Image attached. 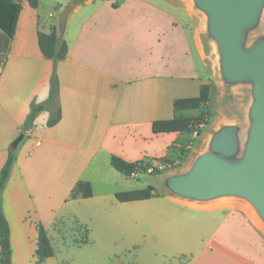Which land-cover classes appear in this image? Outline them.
<instances>
[{"label":"crops","instance_id":"obj_1","mask_svg":"<svg viewBox=\"0 0 264 264\" xmlns=\"http://www.w3.org/2000/svg\"><path fill=\"white\" fill-rule=\"evenodd\" d=\"M11 3L18 6L11 30H0V169L23 137L1 194L9 262L36 264L37 223L53 247L65 225L88 232L87 224L116 229L142 219L159 240L144 246V264H264V219L241 196L200 201L164 193L119 202L120 191L96 193L87 178L98 164L102 181L119 180L106 169L111 156L129 163L164 158L183 134L155 133L153 123L172 119L175 108L196 111L206 87L210 101L215 75L203 36L212 37L195 1L39 0L36 9L26 0ZM52 31L67 46L61 61L46 59L38 46L37 33ZM53 72L58 88L49 99ZM34 105L43 109L25 130ZM117 174L126 182L137 176ZM79 182L90 184V197L72 196ZM47 262L58 264L55 251Z\"/></svg>","mask_w":264,"mask_h":264},{"label":"rangeland","instance_id":"obj_2","mask_svg":"<svg viewBox=\"0 0 264 264\" xmlns=\"http://www.w3.org/2000/svg\"><path fill=\"white\" fill-rule=\"evenodd\" d=\"M78 1L80 0H72V3ZM203 39L215 75L208 109L203 108V111L211 113L207 117L208 125L204 127L199 136L183 134L180 137L181 142H177V145L172 146L169 151L167 149L168 154L163 160L150 163L147 173H136L137 176L128 182L124 181L109 165H106V169L118 175L119 180L113 181L107 176L104 179L106 181H102V173L105 170L103 166L91 165L87 170V178L92 179L96 193L100 191L123 192L128 186L137 189L151 186L155 189V193L161 196L164 193H172L168 180L187 174L198 158L209 152L213 136L223 125L227 124H235L238 130L240 142L235 159H240L245 148V131L251 125L249 112L255 100L254 83L251 80L228 82L222 74L220 46L213 38L209 39L206 34ZM258 46L264 47V0L261 1L254 20L241 30L240 48L244 52H251ZM199 111H184L179 114L195 116ZM96 168L101 171L98 175L94 172ZM144 224L145 222L141 219L137 225L125 222L116 229L102 230L98 227H89L87 224L88 232L78 224H69L68 227L65 225L66 229L61 230L63 232L60 234L61 238L57 234L52 236L55 259L58 264H135L137 261V264H144L143 256L149 255V253L144 254V246L149 241H159L157 237L149 235V228ZM86 236L87 241H91L92 244L88 246L87 244L82 246L75 244V241L78 243L86 241ZM90 251H93L92 256H90ZM117 256L118 260L115 258ZM95 261L98 262L95 263ZM48 263L51 262L46 264Z\"/></svg>","mask_w":264,"mask_h":264},{"label":"water","instance_id":"obj_3","mask_svg":"<svg viewBox=\"0 0 264 264\" xmlns=\"http://www.w3.org/2000/svg\"><path fill=\"white\" fill-rule=\"evenodd\" d=\"M194 1L207 15L209 34L220 46L223 77L228 82L254 83L251 130L240 159H235L238 130L225 126L213 136L209 152L201 155L187 174L168 180V184L173 194L200 201L241 196L264 219V47L251 52L240 48L241 30L254 20L262 0ZM22 137L12 143V149ZM9 259L6 254L4 261Z\"/></svg>","mask_w":264,"mask_h":264},{"label":"trees","instance_id":"obj_4","mask_svg":"<svg viewBox=\"0 0 264 264\" xmlns=\"http://www.w3.org/2000/svg\"><path fill=\"white\" fill-rule=\"evenodd\" d=\"M26 2L31 8L36 9L38 7L39 0H26ZM17 9L18 6L14 3H11V0H0V30H2L5 34H9L11 30L14 15ZM37 37L39 49L46 59L56 62L61 61L65 58L67 53L66 43L64 41H58L55 31H52L49 34L38 32ZM57 88L58 79L55 72H53L50 80L49 99H52L56 95ZM207 90L208 87L204 89L203 97L201 98L199 105L196 107L197 110H200L197 115L185 116L179 114V112L186 111L188 109L175 108V115L172 119L157 121L153 123V132H178L181 134L191 135L194 131H197V135L199 136L202 133L204 127L208 125L207 117L211 115L210 111H203V108H206V110L208 109L209 99L207 96ZM42 109V105L32 106L30 113L24 123L25 130H27L28 127L33 123L37 114ZM59 119L60 115H57L56 117L49 119L47 125L53 126L59 121ZM14 160L15 155L13 150L11 149L8 152V156L4 165L0 169V264H11L10 262L6 263L4 261V256L6 254H8L9 256L11 255V246L9 224L1 209V194L9 177ZM159 160H163V158ZM110 166L121 175L130 177L139 172L147 173V170L150 167V163H145L144 161L129 163L119 157L111 156ZM78 194H81L83 197H90L92 195L90 184L88 182H79L72 196L75 197ZM154 197H160V195L155 193V189L151 186L143 189L128 190L115 193V198L119 202L142 201ZM35 228L37 232V242L35 250L36 264H43L47 259L54 256V250L44 226L41 223H37ZM84 242H87V240Z\"/></svg>","mask_w":264,"mask_h":264},{"label":"built area","instance_id":"obj_5","mask_svg":"<svg viewBox=\"0 0 264 264\" xmlns=\"http://www.w3.org/2000/svg\"><path fill=\"white\" fill-rule=\"evenodd\" d=\"M192 135L196 137V136H197V131H194V132L192 133Z\"/></svg>","mask_w":264,"mask_h":264}]
</instances>
